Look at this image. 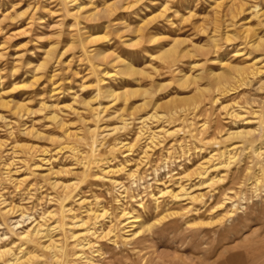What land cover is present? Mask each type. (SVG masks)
<instances>
[{
	"label": "rangeland",
	"instance_id": "obj_1",
	"mask_svg": "<svg viewBox=\"0 0 264 264\" xmlns=\"http://www.w3.org/2000/svg\"><path fill=\"white\" fill-rule=\"evenodd\" d=\"M70 1L0 0V246L18 243V248L36 250L42 264H55L41 242L21 240L20 233L31 227L28 222L51 210L60 214L64 226L58 203L63 194L51 184L56 180L75 182L66 203L80 217L88 208L81 207L80 200H88L93 208L99 205L111 214L101 221L104 229L116 225V242L94 240L99 255L77 264H264V184L256 187L257 178L264 183V161L254 153L264 134V90L259 79L252 78V86L222 96L209 75L223 72L221 62L235 68L255 65L264 72V48H250L240 32L245 26L255 40H264V16L256 17L255 11L258 7L264 13V0H141L138 6L136 0ZM227 35L230 41L224 39ZM172 48L175 51L169 52ZM117 58L129 62L138 74L126 75L114 62ZM201 73L194 81L192 77ZM185 75L191 79L182 83ZM236 85L231 81L226 86ZM110 89L153 94L132 97L129 92L126 103L109 99ZM242 99L250 102L241 103L243 117H227L223 106ZM146 101L145 110L132 114L133 107ZM21 105L25 109L18 112ZM154 112L167 118L143 122ZM52 113L67 126L70 138L50 119ZM121 118L129 125L109 135L122 125ZM240 127L254 134L246 142L226 140L229 130ZM141 131L146 136L155 132V143L143 139L131 152L123 148L121 154L110 156L109 148L121 141L134 144ZM68 144L77 146L83 157L60 151ZM21 145L33 147L32 152ZM219 149L236 156L227 172L212 173L217 178L225 174L221 184L196 188L202 182L196 176L178 184L176 177ZM105 158L103 169L124 167L113 177L123 184L115 187L95 178L102 176L95 163ZM5 166L13 179H25L19 189ZM181 184L204 198L176 202L163 195ZM226 197H232L231 203L219 208ZM9 204L20 209L18 214L33 217L23 224L24 230L14 223L20 217L3 213ZM121 207L152 225L150 229L129 237L123 219H118ZM63 226L58 234L65 236L64 244H71Z\"/></svg>",
	"mask_w": 264,
	"mask_h": 264
},
{
	"label": "bare ground",
	"instance_id": "obj_2",
	"mask_svg": "<svg viewBox=\"0 0 264 264\" xmlns=\"http://www.w3.org/2000/svg\"><path fill=\"white\" fill-rule=\"evenodd\" d=\"M140 1L141 0H136V2H135L136 5ZM69 2H71V1L69 0ZM74 2H75V0H74ZM133 5H135V4H133ZM239 8H240V11L244 10V9H242L243 6H241V5H240ZM128 10H129V8H128ZM255 11L257 12L256 17L264 16V13L260 12L258 7H255ZM237 14H240V13L238 12ZM234 18H236V16ZM217 28H219V27H217ZM242 28H243V30L240 31V32L244 36L243 39L245 40V43H248L250 45V48L254 49L255 51H259L262 48H264V40H261L262 38L259 41H257V40H255V38L250 36V31L251 30H248L247 28H245V26H242ZM215 33H216V31H215ZM224 39L226 41H230L231 40L228 35ZM87 40L88 41L90 40L89 36L86 39V41ZM84 41H85V39H84ZM218 41H219V39L216 40L215 43H217ZM135 42H133V43H135ZM86 43L87 42H85V44ZM176 45L178 46L179 44H176ZM174 48H176V47H174ZM165 51H167V50H165ZM172 51L174 52L175 49L172 48V50L169 51V52H172ZM201 52H203V50ZM204 52H206V51H204ZM110 54H108L109 56H107V55L106 56L109 58ZM167 55H169V54L167 53ZM98 57H96V58H98ZM111 58H113L112 55H111ZM118 58H117V61H114V62L116 64H120L121 66H123L122 68H123V71H124V73L126 75H128V76L131 75V76L134 77V76H136L138 74V70H136L129 62H126L125 60H120ZM115 59H116V57H115ZM112 65H113V63H112ZM221 65H222V69H223L222 73L218 74V73H215V72L211 71L209 73V75L211 76L210 78L213 81V85L215 84V87H216L217 91L221 92L220 94L222 96L223 95L225 96L226 94H228L231 91L234 92L233 90H236L238 88H242V87L245 88V87L252 86V82L250 81L252 78L253 79L254 78L259 79L261 90H264V79H261V76L264 75V72L260 68H256L255 65L253 66V68H248V67L247 68H240V67L239 68H235L233 66H230L229 64L222 63V62H221ZM41 66H43V69H44L45 66L44 65H41ZM196 66L198 67V65H196ZM202 67H203V65H202ZM40 68H42V67H40ZM232 72H236L237 73V77L233 76L234 77L233 78L231 76ZM201 75H202V73L199 74L198 76L192 77V78H193L194 81L195 80H199V79L202 78ZM184 77H183V80H182L183 82L182 83H184V82L186 83V82H188L191 79V76H187L186 77V75H185ZM231 81L232 82L234 81V83L235 82L237 83V85H236L237 87L236 88H231L232 86L227 87L228 84ZM207 90L208 89H206L205 91H207ZM124 91L121 93V92H118V91H116L114 89H110V92L108 94L109 95L108 98L109 99L112 98L114 101H118V100H120V98H122L127 103L128 102V98L127 97L130 94L129 92H131V91H129V92H127V91L124 92ZM139 91H141V90H138V89L133 90L130 95L133 97V96H137V95H139V93H141L144 97L150 98L152 96V94H153L150 90H146V91L142 90L143 92H139ZM202 92H203V90H199V94L202 95ZM247 101H248L247 99H246V101H245V99L244 100L242 99L241 101L234 103V105L233 104L225 105V106H223V110L225 111L227 117H229L231 119L232 118L233 119L234 118L235 119H240L243 116L240 115L239 110H243L245 108V106H242L241 103H244V104H246L248 106L250 102L248 103ZM91 102H92V100H91ZM91 102L90 101L87 102L86 106L90 108L91 107ZM148 104H149V102L146 101V102H144L143 104H141L139 106L137 105L136 107H133L134 110L132 111L133 112L132 114H134V111L143 110L145 107H147ZM5 105L6 104H4V106ZM2 106H3V104H2ZM156 107L159 108V106H157V105H156ZM50 108H54V106H46V105H44V109H50ZM67 108H68V106H67ZM157 108H155V109H157ZM23 109H25V107L23 105L19 106L18 107V112H20ZM126 109L127 108H124L123 111H125ZM97 110H98V108H97ZM184 110H186V109H184ZM92 111L94 113L95 108L94 109L92 108ZM182 112H184L183 109H182ZM129 113H131V112H129ZM174 114L176 115L177 113H174ZM170 117H171V118H169L170 120L174 118V116L172 114L170 115ZM112 118H114V117H112ZM165 118H167L166 114L154 112L149 117L147 116V118H145L143 122H145L147 120H155V121H157V120H162V119H165ZM50 119L52 121L56 122V123L58 122L62 130H64V131L66 130V136L67 137L70 138L72 136L71 134L67 133L68 132L67 126L64 125L63 122L60 123L61 119H59V117L55 113H52ZM115 119H117V118H115ZM118 120H119V118H118ZM121 120H122L121 121L122 125H119V126H116V127L112 128L113 129V133H111V134L108 133L109 135H113L116 132H118L120 130H123V129H125L127 127L128 123L123 118H121ZM171 121H173V120H171ZM248 123L249 122H246L244 124H248ZM91 131L94 132L93 130H91ZM160 131L165 132L169 136L172 135V134L173 135L175 134V131H171V132L170 131H164V130H160ZM29 133H32V130L29 131ZM90 133H89L88 136H90ZM146 133L141 131L140 135L136 138V141H135L134 144H129L127 142H122L120 140L121 142H119L116 145H114L111 148H109L110 149V152H109L110 156L111 155H116V154H121L122 151H123L122 150L123 148H126L127 151L131 152L134 149L133 147H136V145H138L137 143L140 142L143 139H146L147 141L150 140V143H155V140L157 139L156 137L158 135L156 136V133L153 132L152 135L146 136ZM108 134H107V136H108ZM253 134H254L253 131L247 130V128L240 127L237 130H235V131H230L229 130V132L227 133L226 140L233 141V139L234 140L235 139L236 140L239 139L242 142L243 141L246 142L247 140H249V138ZM94 135H95V132H94ZM73 136H74L73 138H77L78 137V136H75L74 134H73ZM103 138L104 137H102V140H104ZM79 139H81V138H79ZM83 139H85V138H83ZM83 139H81V140H83ZM83 141H81V142H83ZM260 141H261V144L256 145L254 153L259 159H263V161H264V134H263L262 138L260 139ZM84 142H86V141H84ZM73 144H75V143H73ZM105 145H106V143H105ZM105 145H103V147H105ZM1 146H2V144L0 145V147ZM20 148H22L23 150L24 149H28V151L30 150V153L33 150V147L23 146V145H21ZM89 148H90V146H89ZM96 149H97V147H96ZM100 149H101V147H100ZM62 150H67V151L71 152L77 159L82 158L83 155H84V154L82 155L81 150L79 148H77V146L72 145V144H68V145L64 146L60 151H62ZM219 150L220 151L217 150V152L211 154L209 156V158H207L204 162L198 164L197 166L193 167L192 169H189L186 173L184 172L185 173L184 176L176 177L175 179L178 181V184L183 179L190 180L191 177H195V176L202 181L198 185V187L196 186V188H200V187H204V186H208L209 187V186H214V185H217V184H221L224 181L225 174L222 175V177L217 178L216 176L213 177L212 173L215 172V171H218L220 169H222V170L227 172L229 170L230 166L232 165V163L234 162V160L236 159V156L232 155V153H230L231 151L228 150V149H226V151H223V149L222 150L219 149ZM105 160H106V158L103 159V160L101 159V161H98V162L95 163V165H97V167L100 168L101 171H102V176H100V175L98 176L97 175V176H95V178L96 179L105 180L106 182L113 184L115 187H117V185L123 184V183L119 184V182L117 180L113 179V177L116 176L120 172L122 173L123 170H124V167L123 168L120 167V169H114V168L113 169L111 168L109 170L108 169H103L105 167L104 165H107ZM83 163H84V161H83ZM263 164H264V162H263ZM102 166H104V167L102 168ZM37 167H40V166H36V169H38ZM6 168H5V171H6L7 176L10 178V180L13 179V175H10L12 173V170H9L10 167H6ZM53 174H55V172L52 173V174L48 173V176L50 177V175H53ZM130 176L132 178H134V175L132 173H130ZM263 177H264V168H263ZM43 178H44V176H43ZM12 181L14 183L16 182L17 188L19 189L21 184L24 183L25 179H24V181L23 180H19V179H13ZM74 183L75 182H73V183H62V182H58L56 180L51 183L53 185V188H55V190L59 188L61 190V193L63 194V200H59L58 203L61 206L63 217L66 220V223L64 224V226L67 227V231H68V234H69V238L68 239L71 241V244H68V245L64 244V240L62 241L61 240L62 237L59 236V234H60L59 231H60V229L62 228L63 225L61 226L62 223H61V219H60V217H61L60 214L57 213L55 210L47 211L46 213H43V215L40 217V220L35 219V220H32V221H30V220L33 217L30 218V217L26 216L27 214L26 215H22V213L18 214L20 209H18L17 206L9 204V205L6 206V208L3 211V213L6 216L20 217L21 218L20 220H17V221L14 222L15 225H17L19 228L22 227L25 222L27 223V220L30 221V222L27 223V224L31 225L30 228H28L27 230H24L23 229L24 226L22 227V229L24 231L20 233V239L21 240H25V241L27 240L29 242H36V241L37 242L38 241L41 242V244L43 245V248L47 252H50L52 254L55 264H77V261H83L85 263L86 262L90 263L92 261V259H94L92 257L95 254L99 255V253H100V249H99V246L97 244L98 241L94 242V240H102V239L107 238L108 241L111 240V241H113L115 243L116 239L118 237L117 236V232H116V225L112 224V226H110L108 229H104L103 225L101 224V221H103L106 217H109V215H111L107 209H105L103 207H100L99 205H97V208H93V206H95V205H93V203H91L90 201H88V200H80L79 204L81 205V207L88 206V208H85V211L82 212L83 216L80 217L76 213V211L73 210V208L70 205H67L66 202L71 197V191L74 189V186H75ZM261 184H264V183H262L260 178H257L256 179V187L257 186L259 187ZM178 187H179V189L177 191H174L173 189L167 188V190L163 192V195L171 196V198L174 201H176V202L177 201L180 202L183 199L184 200H194L193 202H196V201L202 200L204 198L203 195H201V196L200 195L199 196L195 195L194 194V188H192V189L191 188H187L186 185L182 186V184L180 186L178 185ZM254 187H255V185H254ZM231 199H232V197L231 198L230 197H226L225 200H223L224 203L221 206H219V208L225 206L226 202H227L226 204H230L231 203V201H230ZM98 202H99V200H97L96 203H98ZM116 202L118 203V205H120L119 204V202H120L119 199L118 200L116 199ZM118 211H119L118 219L119 220L123 219V222L121 223L123 225V229L126 230L125 233H128V236L131 237V238H132V236L133 237L136 236V238H137V236H140L144 230L146 231V229H150V227L152 226L150 224L146 225L140 217H137V216H135V214L127 212L123 207L119 208ZM24 214H25V211H24ZM14 228L16 229L17 227H14ZM135 229H138V230H135ZM133 231H134V233H131ZM65 243H67V242L65 241ZM16 244H18V243H16ZM16 244H13L12 246L11 245L10 246L9 245L0 246V264H42L43 257L41 255H39L36 252V250H31V249L28 250L23 245H19L20 247L18 248L16 246ZM86 253L89 254V255H87Z\"/></svg>",
	"mask_w": 264,
	"mask_h": 264
}]
</instances>
